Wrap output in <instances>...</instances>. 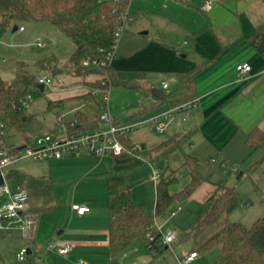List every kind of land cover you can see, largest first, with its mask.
I'll return each mask as SVG.
<instances>
[{"label":"crops","instance_id":"1","mask_svg":"<svg viewBox=\"0 0 264 264\" xmlns=\"http://www.w3.org/2000/svg\"><path fill=\"white\" fill-rule=\"evenodd\" d=\"M126 14L110 67L117 80L135 81L141 87L113 86L114 89L110 90V108L115 124L146 121L196 101L195 106L175 112L163 132L146 125L141 127L146 130L145 135L134 139L128 136V139L132 144L142 141L152 161L165 159L164 166L168 169L164 177L173 176L177 181L170 186L171 193L181 190L190 180L189 170L184 165L185 155L193 156L197 161L206 160L224 171V174L208 172V175L203 172L204 181L186 201L173 204L197 207L195 211L202 207L190 216L189 224L203 210L217 184L230 185L227 175L237 171H231L230 167L227 169L226 162L242 161L256 150L246 146L247 133L254 127L264 132V56L249 43L255 30L264 24V0H129ZM242 63L249 64L251 70L244 78H239L236 66ZM72 77L82 84L81 90L74 95H88L96 101V94L86 83L98 81V73ZM163 84H166V89H163ZM154 88L163 93L162 99L153 96ZM34 121H37L35 115ZM180 138L183 141L179 148L166 151L168 147L163 143ZM79 153L80 157L54 160L53 164L90 161L93 167L86 169L84 166L86 170L77 176L103 181V195L84 202L82 205L88 211L83 215L75 214L71 207L66 209L70 214L69 226L58 234H61L60 246L69 243L70 250L65 255L58 252L57 255L72 264L79 260L85 264H116L122 254L110 259L107 182L102 175L116 168L131 167L125 166L131 159L110 157V160L100 158L96 161L82 157L93 156L91 154ZM221 163L225 166L221 167ZM159 175L162 176L161 173ZM33 177L51 182L46 176ZM52 194L54 203V192ZM154 205L155 198L153 210ZM146 214L154 213L146 211ZM23 215L31 217L26 213ZM32 220L30 231L34 242L24 236L33 244L34 252L40 246L35 242L39 234V216ZM74 223L80 227L73 228ZM131 248L133 255L140 250L143 253L144 249L149 251L144 240L133 241L127 249ZM26 250L33 254L30 249ZM33 262L37 264L35 258Z\"/></svg>","mask_w":264,"mask_h":264},{"label":"trees","instance_id":"2","mask_svg":"<svg viewBox=\"0 0 264 264\" xmlns=\"http://www.w3.org/2000/svg\"><path fill=\"white\" fill-rule=\"evenodd\" d=\"M126 6V0H0V37L11 31L18 22L47 21L73 44V51L65 68L72 70L74 76H85L90 72L100 76L98 81L86 83L90 90L101 94L113 86L139 89L141 85L138 82L117 80L110 66L103 72L88 70L81 65L83 59L100 56L99 50H107L112 45L115 30L120 17L126 12ZM249 43L264 56V24L255 30ZM37 65L41 70L51 71L53 74L62 71L53 56L39 60ZM105 73L106 78L103 77ZM101 79L107 80L105 86L100 84ZM36 80L33 74L22 67L10 81L0 79V159L4 151L14 154L23 145L31 142L24 134L25 127L33 120V116L19 114L14 105L26 95H31L33 99L40 95ZM77 116L78 123L72 132L94 130L99 122V108L92 116ZM14 136L20 137V146L6 141V138ZM119 140L127 149L133 145L128 135L120 136ZM182 141V138L169 140L163 145L168 147L166 151H170L179 148ZM245 144L251 150L260 149L263 152L262 158L249 169L256 171L264 161L262 129L254 127L249 131ZM118 158L131 159L126 153ZM184 165L189 170L190 180L178 192L171 193L169 190L170 186L177 182L173 176L160 177L156 183L153 215H147L145 206L132 200L129 183L132 167L116 168L102 175L107 182L110 259L117 257L133 241L144 240L145 233L152 228L155 216L164 212L170 205L185 202L204 181L195 157L185 155ZM5 178H14L18 189L26 191L28 200L24 213L32 218L36 219L43 210L53 207V188L49 180L34 178L18 171L7 173ZM237 205L234 188L225 183L217 184L214 192L205 201L203 210L183 229L180 238L190 240L191 249L198 254L218 250L219 257L212 264H264V215L249 227L230 222L229 216ZM30 230L31 228L25 232V236L30 242H34ZM144 242L153 257L168 249L161 245L160 232L154 233L152 242ZM33 255L37 264H52L46 248L42 245ZM0 264H3L1 256Z\"/></svg>","mask_w":264,"mask_h":264},{"label":"rangeland","instance_id":"3","mask_svg":"<svg viewBox=\"0 0 264 264\" xmlns=\"http://www.w3.org/2000/svg\"><path fill=\"white\" fill-rule=\"evenodd\" d=\"M127 1L129 2V0ZM16 26L18 28L23 27V30L8 31L0 37V79L10 81L21 67L36 78H49L51 83L43 87L40 95L33 99V102L26 110H19L18 113L35 115L37 118V121L33 122L32 120L25 127L24 135L29 140L32 141L36 135L48 133L52 130L55 131L57 136H61L57 129H62L71 123L76 124L78 122V114L95 113L98 110L96 101L99 103L101 96L96 94L97 98L95 101L88 95H74L81 90L82 84L72 79V70L68 71L65 68L68 64L73 44L53 24L47 21H23L18 22ZM51 56H53L56 65L62 68L60 73L53 74L51 71L41 70L38 67L37 63L39 60ZM87 69L91 70L92 67ZM111 89L114 88L112 87L108 90L107 105L112 116L110 108ZM95 130L98 132L105 131L107 127L98 124ZM145 133L146 130H142L140 127L129 131L127 135L129 138H136L145 135ZM6 141L13 142L17 146L22 143L19 136L6 138ZM134 144L140 147L142 160L144 161L131 158V161L125 165L133 168L129 176L132 200L135 203L144 204L146 211L152 214L154 213L153 204L155 198V184L151 179L153 170L161 173V177H164L168 168L164 166V158L153 161L150 159L149 154L146 152L147 146L142 141ZM79 152L62 160L80 157ZM262 155V151L256 149L242 161L226 162L227 169L230 166L238 167L237 173L227 175L229 176L227 181L234 188L238 200L237 207L231 212L229 217L231 222L249 227L256 219L264 215V161L258 170H249L262 158ZM82 157L96 161L100 159L96 156L83 155ZM102 159L110 160V157H102ZM53 162L54 160L32 161L30 159H21L8 166L5 169V175L11 171H18L32 177L37 175L50 178L53 185L54 205L52 209L43 210L39 214L38 237L40 235L41 238L38 239L36 237L35 242L47 249L52 264H72L69 260L67 261L57 255L60 247L59 238L61 237L58 232L67 229L69 226L70 214L66 213V209L69 210L74 204L82 205L88 200L101 197L103 195V185H101L103 181L96 178L83 179L84 176H77L79 172L93 167L90 161L77 164L70 162L64 165H54ZM198 164L201 175L203 172L206 175H208V172L224 174L223 170H218L214 166L215 164L213 165L206 160H200ZM84 166L86 169H84ZM241 172L243 175L236 180V177ZM4 185L11 192L18 190L14 178H5ZM106 194L107 189L105 191ZM8 200L7 195H0V210L4 208ZM195 208L197 207L170 205L164 212L154 217L153 226L162 233V236L168 232H173L175 235V243L170 245L164 253L156 254L157 256L153 257L150 251L144 249L145 253L140 250L133 255L131 254L132 248L127 249V247L121 252L122 255L117 259L116 264H179L177 258H180L183 253L189 252L192 248L190 240L180 239L179 236L188 221H190V216L195 215L202 209L201 207L198 211H195ZM172 211L175 212L174 215H171ZM9 225L8 232L0 233V256L3 264H34L33 254H27L24 261H19L16 256L20 249H30L33 253V244L24 236L23 217L11 220ZM72 226L76 229L80 227L75 223ZM218 257L219 251L212 250L206 254H199V258L191 264H212Z\"/></svg>","mask_w":264,"mask_h":264},{"label":"built area","instance_id":"4","mask_svg":"<svg viewBox=\"0 0 264 264\" xmlns=\"http://www.w3.org/2000/svg\"><path fill=\"white\" fill-rule=\"evenodd\" d=\"M108 1V0H99ZM113 2L119 0H111ZM127 18L126 12L120 17L119 24L114 33L113 43L107 50H99L100 56L87 57L81 62L82 67L89 68L92 67L94 70H99L105 72V69L110 66L112 59L115 56V46L119 39V36L123 29V23ZM18 31H22L23 27L17 28ZM251 70V67L247 63H242L236 66V72L239 78H244ZM103 77H107L106 73ZM107 80L101 79L100 84L102 86L106 85ZM37 85L42 84L43 87L51 83L49 78L38 77L36 80ZM163 89H166V84H163ZM96 94V91H92ZM108 91L101 93V99L99 102V125L106 126L107 130L98 132L95 129L84 131L80 133L72 132L75 124L64 126L62 129H57V132L61 136H57L54 130L48 133H43L36 135L29 144L23 145L16 153L10 154L6 151L2 153L0 159V174L3 183L0 185V195L5 194L8 196L9 200L7 204L0 210V233L9 231V222L13 219H21L23 217L24 232L31 228L33 225V220L31 217L23 215L26 210L28 195L25 190H17L16 192H11L5 185V169L14 164L21 159H30L32 161H48V160H59L68 156H71L79 151L86 152L93 156L102 157H113L117 158L123 154H128L130 158L142 160V151L138 145L133 144L130 148H126L119 140L120 136L127 135L129 131H133L140 127L146 125H151L157 132H163L167 121L173 116L175 112L182 111L189 108L190 106H195L196 101L191 104H184L177 108H173L168 112H165L159 116L151 118L146 121H133L128 122L123 125H117L114 122L113 116L110 115L107 100ZM33 102V97L31 95H26L23 99L19 100L14 106L17 110H26ZM56 127V126H55ZM214 161V160H212ZM221 167L225 166V163L220 164ZM231 171H237V166H230ZM151 179L156 184L160 179L159 173L153 170ZM71 210L77 215H83L88 211V208L83 205L74 204L71 206ZM175 212L172 211L171 215ZM160 232L152 225V228L147 231L144 235V240L147 242H152L154 240V233ZM161 233V232H160ZM175 235L173 232H168L162 236L161 233V245L169 248L174 242ZM47 250V249H46ZM70 250V244L65 243L59 247L58 253L65 255ZM27 255L26 249H20L17 253V259L19 261H24ZM199 257L197 251L190 250L185 252L178 259L179 264H191ZM77 264H85L83 261L79 260Z\"/></svg>","mask_w":264,"mask_h":264},{"label":"water","instance_id":"5","mask_svg":"<svg viewBox=\"0 0 264 264\" xmlns=\"http://www.w3.org/2000/svg\"><path fill=\"white\" fill-rule=\"evenodd\" d=\"M17 30V26L15 25L13 28H12V32L16 31ZM37 88L42 91L43 90V85L42 84H38L37 85ZM152 94L155 98L157 99H162L163 98V93L159 90H156V89H153L152 90ZM241 176V173L238 174L237 178H239ZM3 183V180L1 178V174H0V185ZM29 250H27V254H29Z\"/></svg>","mask_w":264,"mask_h":264}]
</instances>
